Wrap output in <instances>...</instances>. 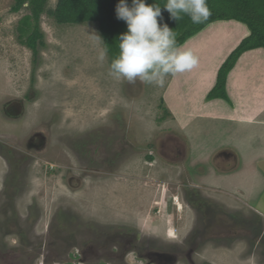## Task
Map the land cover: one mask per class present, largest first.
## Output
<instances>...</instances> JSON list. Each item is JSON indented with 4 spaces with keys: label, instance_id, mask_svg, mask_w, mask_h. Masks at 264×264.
I'll list each match as a JSON object with an SVG mask.
<instances>
[{
    "label": "rangeland",
    "instance_id": "1",
    "mask_svg": "<svg viewBox=\"0 0 264 264\" xmlns=\"http://www.w3.org/2000/svg\"><path fill=\"white\" fill-rule=\"evenodd\" d=\"M57 2L48 0L39 20L44 43L34 74L32 51L20 43L26 35L19 38L17 29L24 16H31L28 2L15 12V0H0V78L6 77L21 92L32 76L31 86L46 89L29 119L45 102L47 111L53 106L62 112L52 133L6 127L0 116V135L11 137L14 146H25L38 130L46 131L25 174L11 177L13 202L6 192L0 194V264H30L41 255L45 259L40 264H264V222L242 210L237 214L251 217L247 223L226 218V207L217 206L216 200L238 209L244 204L214 192H207L209 202L202 203L196 186L203 183L201 174L232 170L215 168L213 163L200 174L195 170V163L211 150L209 145L199 149V138L218 124L199 118L195 99V107H186L196 111L194 118L184 113L191 137L184 135L165 104L169 77L164 87L115 80L108 74L109 56L103 63L97 60L98 45L90 35L101 37L98 24H57L50 16ZM229 26L220 25L223 30ZM192 47L200 62L197 69L177 74L179 80L187 75L186 83L194 73L206 77L213 72L206 74L204 45ZM184 114L175 111L180 125ZM192 119L201 120V125ZM73 132V137L64 135ZM66 136L71 146L63 151L56 141H65ZM182 137L190 142L184 151L188 153H174L172 138ZM244 178L238 180L244 183ZM185 201L202 212L187 211ZM170 204L179 210L172 211ZM39 217L43 221L35 235L42 237V249L37 253L24 242Z\"/></svg>",
    "mask_w": 264,
    "mask_h": 264
},
{
    "label": "crops",
    "instance_id": "2",
    "mask_svg": "<svg viewBox=\"0 0 264 264\" xmlns=\"http://www.w3.org/2000/svg\"><path fill=\"white\" fill-rule=\"evenodd\" d=\"M221 23H230L231 26L223 30L220 27ZM249 35L250 31L245 24L233 20L214 22L206 26L186 41L182 48L187 50L200 43L204 45L208 52L206 55L208 60L204 63L208 70L206 74L209 73V69L213 70L212 74L209 73L210 75L205 77L194 73L195 76L191 80L188 79L190 82L187 83L185 78L187 75H183L180 80L177 75L170 76L163 96L166 98L165 104L171 112V117L177 126L181 127L184 135L187 132L191 137L192 129L187 127L188 121L185 120L184 113L188 118H194L192 114L196 111H187L186 107L188 104L195 107L197 102L195 99L198 100V108L201 111L199 118L205 120V124L207 121L218 124L207 128L212 131L199 138V149L205 150L209 145L211 150L205 153L203 160L195 163L197 169L203 167L204 170H208L213 163L214 155L221 151L232 152L239 159L236 165L230 167L231 172L201 174L202 184H212L227 191L244 193L251 207L259 210L264 208V49L258 48L243 53L229 72L225 83V94L229 102L223 99L208 101L206 98L216 84L217 72L221 65ZM195 55L198 57L197 52ZM203 76L209 79L208 86ZM175 111L184 114L181 116L184 121L182 125L174 115ZM192 120L193 122H190L195 125H201V120ZM213 165L215 168L229 169L220 161ZM198 171L200 174V170ZM240 176H245L244 183L238 180ZM261 213L264 215V209Z\"/></svg>",
    "mask_w": 264,
    "mask_h": 264
},
{
    "label": "trees",
    "instance_id": "3",
    "mask_svg": "<svg viewBox=\"0 0 264 264\" xmlns=\"http://www.w3.org/2000/svg\"><path fill=\"white\" fill-rule=\"evenodd\" d=\"M47 1L15 0L12 8L17 12L28 2L31 16H25L20 21L21 39L27 35L26 39L20 42L32 49H35L36 42L43 37L39 31V20ZM166 2L167 0H146L149 5L161 6L163 23L176 32L177 43L180 46L214 22L233 20L248 27L250 35L241 41L221 65L217 72L216 84L207 95L208 101L223 99L229 102L225 94V83L229 72L243 53L258 48L264 49V0H207L212 15L201 24H193L186 15L178 22L170 19V14L163 8ZM118 3L119 0H58L50 16L57 24L97 23L100 35L108 47L110 64L118 54L119 36L127 31L126 23L116 17L115 9ZM128 3L130 5L131 0H128Z\"/></svg>",
    "mask_w": 264,
    "mask_h": 264
},
{
    "label": "flooded vegetation",
    "instance_id": "4",
    "mask_svg": "<svg viewBox=\"0 0 264 264\" xmlns=\"http://www.w3.org/2000/svg\"><path fill=\"white\" fill-rule=\"evenodd\" d=\"M25 17V16H24ZM23 17V18H24ZM22 18V19H23ZM21 19V20H22ZM17 29H19V32L21 35H19L18 37L20 38L22 36V25L19 24ZM39 31H40V25H39ZM27 36V35H26ZM43 36V35H42ZM43 38V37H42ZM26 39V37H25ZM21 43V42H20ZM44 40L43 39H39L36 42V47L35 49H32L28 46H26L25 44H22L23 46L27 47L28 49H30L32 51V64H33V73L35 74L36 69L39 65L38 61L39 59V48H41L43 46ZM32 76H29L28 78V84L26 86V88L23 90L21 88V92H19V88H14L11 87V84L9 85L7 82V78H0V116H1V122L4 123V126L6 127H13V126H22V127H36V128H43V129H48V133H52V131L56 128V126L59 124V122L61 121V117H62V112L60 109H56L53 106H49V109L47 111V103H43L40 111H38L37 113H35V117L33 119H29V114L32 111V108L37 105V103H39L43 97L45 96L46 89L42 88V90L39 87L36 86H31L32 82L34 83V79L31 80ZM4 80V81H3ZM51 102V101H50ZM49 102V103H50ZM51 131V132H50ZM46 132V131H45ZM42 129L38 130L36 132V134L33 136L32 141L27 142L24 145L18 143L17 145L14 146V141H12L13 139H11V137H2L0 135V194L2 195L3 192H6L5 196L7 199H9V201L13 202L14 200V194H12L11 196H9L10 192H13V189L10 185L11 183V177L13 176V174H25V172L27 171V168L29 167V165H31L33 163V160L36 159L34 157V153H37L39 151V149L42 146V143L44 142V139L42 138V136L45 133ZM56 133V130H55ZM64 135H69L70 137H73L75 135V132L73 133H67ZM61 137V135H60ZM68 137L66 136L65 141H61L60 138L59 140H57L56 142L59 144V149L63 150V151H68L70 150L71 143L67 140ZM174 141L171 142L172 144V149L173 152H177V153H185L187 154L188 152H184L185 150H187V148L189 147V141L187 140L186 137H182V139H180V141H176L174 138H172ZM23 149V151H22ZM31 150V151H30ZM34 152V153H33ZM222 162L223 165H225V167H231L233 165H236L237 162L239 161V159L236 157V155L234 153H228L226 151H221L219 153H216L212 159L213 164H217L218 162ZM228 167V168H229ZM195 170L198 171H203L204 168H200L197 169V166L195 165ZM72 169V168H70ZM227 169V168H225ZM184 172H188L189 173V169H187V171L185 169H183ZM191 175V174H190ZM71 177H69L67 179L68 182H70ZM11 180V181H10ZM70 180V181H69ZM197 188L199 187L200 189V193H202V203L205 202H209L207 201L209 197H211V195H208L207 192H211V193H215L216 195H220L221 198H235V201H239L241 203L244 204V207L242 206L241 209H238L237 207H227L226 205H221L223 202L216 200L215 204H217V206H225V210L227 211L226 213V218L228 219H233L234 221L236 220V218H241L243 221H245L247 223V221L250 220V218L252 217H256L258 222H264V215L260 212H258L257 209L251 207V205L247 202L246 198H245V194L241 193V192H231V191H227L225 189H221L219 187L213 186L214 188L216 187L217 189H211L212 187L209 185H205V184H200V185H196ZM242 192H244L243 190H240ZM7 192H9L7 194ZM218 195V196H219ZM9 196V197H8ZM5 198V199H6ZM225 201V200H224ZM178 204V201L176 202ZM181 205V204H179ZM172 211L174 209L179 210V208H175L173 204H170L169 206ZM184 207L187 209V211H192L195 214H198L202 212V210L200 208H197L196 206H189V203L187 201L184 202ZM204 208L206 210V206L204 205ZM230 208V209H229ZM239 210H242L241 212H243L244 214L247 215H251V217H247V216H240L237 214V212H240ZM204 220V217L201 216ZM41 217H39L36 221H32L34 223V225H32L30 230L31 232H27L28 234V240L26 241L27 244L24 242V245L28 247V250L31 252H39L42 247H41V240L42 237L36 232L35 230H40V223H42L43 220H41ZM23 220V219H22ZM28 220V219H26ZM26 221L23 220V223H25ZM11 229V226H9V231ZM11 238H13L14 234L11 232ZM165 236H167L169 239L170 237L168 236V234ZM2 238L0 235V243H2ZM14 244V243H13ZM12 244V245H13ZM7 248V246H6ZM4 250H8L5 249ZM168 250H173V248H169ZM5 251V253H6ZM42 258V260L45 259V257L43 255L40 256V258H36V262H34V258H32V263L30 264H40L39 260ZM21 264V263H20ZM42 264V262H41Z\"/></svg>",
    "mask_w": 264,
    "mask_h": 264
},
{
    "label": "clouds",
    "instance_id": "5",
    "mask_svg": "<svg viewBox=\"0 0 264 264\" xmlns=\"http://www.w3.org/2000/svg\"><path fill=\"white\" fill-rule=\"evenodd\" d=\"M170 19L179 21L184 15L193 24L206 22L212 15L207 0H167L163 6ZM116 17L127 25V31L118 38V54L108 69V74L117 81L164 87L168 77L192 71L199 58L191 49L178 45L176 32L163 23L161 6L149 5L146 0H119ZM93 41L98 45L97 60L103 63L108 56V47L102 38L93 32Z\"/></svg>",
    "mask_w": 264,
    "mask_h": 264
},
{
    "label": "bare ground",
    "instance_id": "6",
    "mask_svg": "<svg viewBox=\"0 0 264 264\" xmlns=\"http://www.w3.org/2000/svg\"><path fill=\"white\" fill-rule=\"evenodd\" d=\"M175 201V200H174ZM177 204V203H176ZM178 205H179V203H178Z\"/></svg>",
    "mask_w": 264,
    "mask_h": 264
}]
</instances>
